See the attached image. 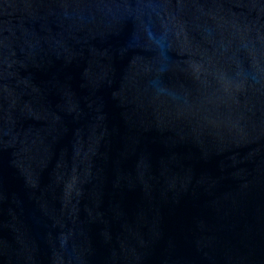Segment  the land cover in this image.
Wrapping results in <instances>:
<instances>
[{
    "label": "water",
    "instance_id": "95a60500",
    "mask_svg": "<svg viewBox=\"0 0 264 264\" xmlns=\"http://www.w3.org/2000/svg\"><path fill=\"white\" fill-rule=\"evenodd\" d=\"M0 264H264V0H0Z\"/></svg>",
    "mask_w": 264,
    "mask_h": 264
}]
</instances>
